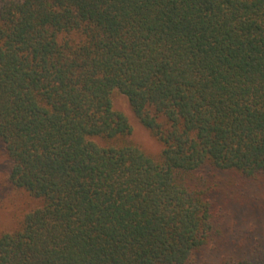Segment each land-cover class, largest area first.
Masks as SVG:
<instances>
[{
    "label": "trees",
    "instance_id": "1",
    "mask_svg": "<svg viewBox=\"0 0 264 264\" xmlns=\"http://www.w3.org/2000/svg\"><path fill=\"white\" fill-rule=\"evenodd\" d=\"M0 147L40 203L0 264H200L219 175L264 180V0H0Z\"/></svg>",
    "mask_w": 264,
    "mask_h": 264
},
{
    "label": "rangeland",
    "instance_id": "2",
    "mask_svg": "<svg viewBox=\"0 0 264 264\" xmlns=\"http://www.w3.org/2000/svg\"><path fill=\"white\" fill-rule=\"evenodd\" d=\"M112 100L115 110L129 119L132 134L128 142L150 157L160 159L163 144L142 126L126 96L114 91ZM219 177L223 179L218 194L220 226L200 257V264H264V180L257 177L235 187L239 185L231 183L232 175ZM39 205L28 193L8 182V163L0 147V233L17 230L24 214Z\"/></svg>",
    "mask_w": 264,
    "mask_h": 264
}]
</instances>
